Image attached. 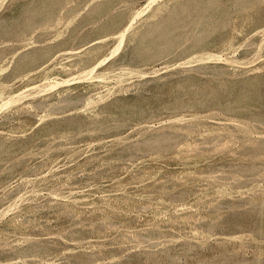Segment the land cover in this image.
I'll return each mask as SVG.
<instances>
[{"label":"rangeland","instance_id":"rangeland-1","mask_svg":"<svg viewBox=\"0 0 264 264\" xmlns=\"http://www.w3.org/2000/svg\"><path fill=\"white\" fill-rule=\"evenodd\" d=\"M0 264H264V0H0Z\"/></svg>","mask_w":264,"mask_h":264}]
</instances>
